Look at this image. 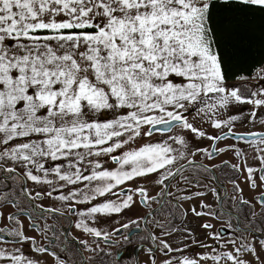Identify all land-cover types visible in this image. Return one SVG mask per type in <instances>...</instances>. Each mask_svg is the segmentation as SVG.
<instances>
[{
	"label": "snow or ice",
	"instance_id": "obj_1",
	"mask_svg": "<svg viewBox=\"0 0 264 264\" xmlns=\"http://www.w3.org/2000/svg\"><path fill=\"white\" fill-rule=\"evenodd\" d=\"M0 264H264V0H0Z\"/></svg>",
	"mask_w": 264,
	"mask_h": 264
},
{
	"label": "flooded vegetation",
	"instance_id": "obj_2",
	"mask_svg": "<svg viewBox=\"0 0 264 264\" xmlns=\"http://www.w3.org/2000/svg\"><path fill=\"white\" fill-rule=\"evenodd\" d=\"M238 130H240V131H244L245 129H238ZM233 162H235V161H233ZM221 179L223 180V177H221ZM225 183H227L226 181H224ZM228 187H229V189L231 188V185H228ZM222 191V190H221ZM246 195H249V193L247 192V190H246ZM212 201V198H211V196H209L208 197V200H207V202H211ZM215 223V222H214ZM217 227H219V225H217ZM127 251H128V253H129V255H131L133 258H135V255H136V253L135 252H133V250L131 249V247H129L128 249H127ZM145 254L141 251L140 253H139V259L141 260V261H144L143 260V256H144Z\"/></svg>",
	"mask_w": 264,
	"mask_h": 264
},
{
	"label": "rangeland",
	"instance_id": "obj_3",
	"mask_svg": "<svg viewBox=\"0 0 264 264\" xmlns=\"http://www.w3.org/2000/svg\"><path fill=\"white\" fill-rule=\"evenodd\" d=\"M143 260H144V261L147 260V257H146L145 255L143 256Z\"/></svg>",
	"mask_w": 264,
	"mask_h": 264
}]
</instances>
